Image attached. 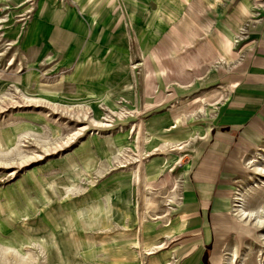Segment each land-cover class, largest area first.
Segmentation results:
<instances>
[{"label":"rangeland","instance_id":"1","mask_svg":"<svg viewBox=\"0 0 264 264\" xmlns=\"http://www.w3.org/2000/svg\"><path fill=\"white\" fill-rule=\"evenodd\" d=\"M241 4L191 0L169 22L182 0H0V264L174 262L171 209L233 84L201 34L260 18L236 25ZM251 179L241 207L264 211ZM233 220L217 264L231 248L264 264V226Z\"/></svg>","mask_w":264,"mask_h":264},{"label":"crops","instance_id":"2","mask_svg":"<svg viewBox=\"0 0 264 264\" xmlns=\"http://www.w3.org/2000/svg\"><path fill=\"white\" fill-rule=\"evenodd\" d=\"M240 1L236 25L253 14L251 4L260 18L241 30L207 22L201 34L211 54L231 65L225 86L233 84L222 87L229 99L217 108L216 122L207 131L171 209L173 241L164 256L174 262L170 259L166 264H217L232 231H244L234 222L232 210L237 187L252 174L249 161L264 133V0ZM64 24L65 19L62 29H71Z\"/></svg>","mask_w":264,"mask_h":264},{"label":"bare ground","instance_id":"3","mask_svg":"<svg viewBox=\"0 0 264 264\" xmlns=\"http://www.w3.org/2000/svg\"><path fill=\"white\" fill-rule=\"evenodd\" d=\"M191 0H182V8H179L177 10V13H174L173 16H170V21L169 22H172V21H175L174 18L179 15L180 12H184L185 8L187 7V4L190 3ZM172 13V12H170ZM179 18V17H178ZM156 74V72H155ZM194 113V112H192ZM183 116V115H182ZM183 118H177V119H174L175 121H179V119L181 121H183ZM175 138H173V140H168V141H164L166 143H173L171 141H174ZM261 152H263L264 154V148L260 150ZM263 154L262 153H258V155L260 157H263ZM250 163V166L252 167V171L253 173L255 174H260V175H264V167H261V165L259 164V158L258 160H253L251 159L249 161ZM250 181H252V184L251 185H247V186H239L237 189H236V193H235V197H234V204H233V213L236 217H238V219H240V221H244L246 224H251L252 226L254 227H258V228H261L264 226V211L263 209H256V210H251V211H246L244 210V208L241 207V200H242V196H243V193L244 191L249 187V188H252L253 187V183L254 181L251 179ZM243 206V205H242ZM261 239L264 243V234H261ZM158 246H153L152 248L149 247V246H145L144 250L147 251V252H152L154 250V248L156 249ZM228 248V247H227ZM232 249V248H231ZM231 249H228L227 253L225 254V258H224V261L222 264H236L237 263V255L231 251ZM244 262L245 260L242 258L240 259L239 262ZM243 264V263H242Z\"/></svg>","mask_w":264,"mask_h":264}]
</instances>
